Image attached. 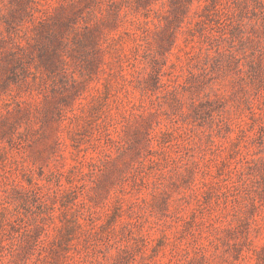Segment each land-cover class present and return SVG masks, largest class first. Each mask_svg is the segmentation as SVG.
<instances>
[{"label":"rangeland","instance_id":"374dc122","mask_svg":"<svg viewBox=\"0 0 264 264\" xmlns=\"http://www.w3.org/2000/svg\"><path fill=\"white\" fill-rule=\"evenodd\" d=\"M0 264H264V0H0Z\"/></svg>","mask_w":264,"mask_h":264}]
</instances>
